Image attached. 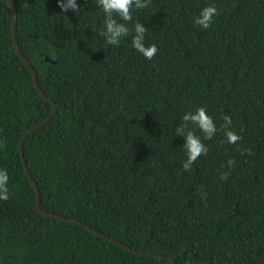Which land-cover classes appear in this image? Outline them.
Here are the masks:
<instances>
[{
	"label": "trees",
	"instance_id": "16d2710c",
	"mask_svg": "<svg viewBox=\"0 0 264 264\" xmlns=\"http://www.w3.org/2000/svg\"><path fill=\"white\" fill-rule=\"evenodd\" d=\"M13 1L18 47L58 106L22 147L40 209L124 247L38 212L20 142L53 105L0 0V264H264V0H150L131 22L115 17L130 30L119 46L99 34L97 0H76L77 13ZM210 5L219 14L202 29L194 20ZM137 22L152 60L132 46ZM199 107L218 131L205 140L189 123L209 151L184 171L176 128ZM225 115L236 144L222 143Z\"/></svg>",
	"mask_w": 264,
	"mask_h": 264
},
{
	"label": "clouds",
	"instance_id": "9594fccd",
	"mask_svg": "<svg viewBox=\"0 0 264 264\" xmlns=\"http://www.w3.org/2000/svg\"><path fill=\"white\" fill-rule=\"evenodd\" d=\"M150 0H97V5L102 9L105 14L103 29L100 35L105 38L106 43L111 46H119L121 39L130 34L129 28L125 23H118L115 17H119L122 21L131 22L133 9L142 10L149 6ZM58 6L62 12H75L79 11V5L76 0H58ZM219 11L215 5L206 6L201 9L199 15L195 18L194 24L202 29H208L214 22V17L218 16ZM134 35L132 36V46L147 60H152L158 48L155 44L145 46L144 39L145 33L148 31L142 23H135ZM224 124L222 125L225 140L228 144H236L242 138L231 131V117L225 115L223 117ZM196 126L200 132L203 133L205 140H211L218 129L212 117H210L205 108L199 107L194 112L185 113L182 117V123L176 128L177 136L184 138L183 148L186 153V160L182 164L184 171H191L192 165L202 155H207L209 149L202 143L201 138L193 131L187 130L188 125ZM244 153L252 155L251 149H244ZM228 167L231 168L235 164V160L227 162ZM230 172H223L220 174L221 180H227ZM8 174L6 170L0 169V201H7L10 198L8 189ZM206 196V193L203 194Z\"/></svg>",
	"mask_w": 264,
	"mask_h": 264
},
{
	"label": "water",
	"instance_id": "95a60500",
	"mask_svg": "<svg viewBox=\"0 0 264 264\" xmlns=\"http://www.w3.org/2000/svg\"><path fill=\"white\" fill-rule=\"evenodd\" d=\"M7 1L10 4V6L12 8V12H13V31H12V33H13V39H14V41L16 43V47H17L18 54L21 56V58L23 59V61L25 62V64L28 66V68L32 72V74L34 76V78H33L34 79V85H35V88H36L37 92L40 94V96L43 99L47 100L48 102H50L53 105V111L51 112L50 116L46 120H44L43 122L35 125L30 130H28V132H26V134L22 137L21 142H20V152H21L22 160H23V163H24V165L26 167L27 174H28V177L30 179V182L32 183V185L34 186L35 191H36V195H37V210H38V212L40 214H42L44 216H47V217H50V218H57V219L69 221V222H72V223H77V224H79L81 226H84L87 230H89L90 232H92L96 236L101 237V238H104V239H106V240H108L110 242L116 243L117 245L124 247V245H122L121 243L116 242L113 239H111V238H109L107 236H104V235L96 232L94 229H92L91 227L87 226L86 224H84L82 222H79V221H77L75 219H71V218H66V217H63V216L55 215L53 213H50V212H47V211H44V210L40 209V190H39L38 185H37L36 181L34 180V178L29 174V171H28V168H27V164H26V161H25V158H24V155H23V149H22V147H23L24 140L29 135H31L32 133H34L35 131H37L38 129H40L42 126H44L45 124H47L52 119V117H53L54 113L56 112L58 106H57V104L54 101H52L51 99H49L42 92V90H41V88H40V86L38 84V80H37V77H36V71H35L34 67L28 61V59L25 56H23L21 50L18 47V44L16 42V32H15V29H16V20H17V8H16V5H15V3H14L13 0H7ZM46 61H50V59L47 58ZM133 252H135V251H133ZM169 260L172 262V264H176V261L173 258H170Z\"/></svg>",
	"mask_w": 264,
	"mask_h": 264
}]
</instances>
